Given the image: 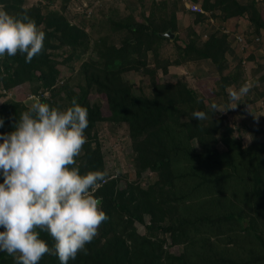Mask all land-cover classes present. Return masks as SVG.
Returning <instances> with one entry per match:
<instances>
[{"label":"rangeland","instance_id":"rangeland-1","mask_svg":"<svg viewBox=\"0 0 264 264\" xmlns=\"http://www.w3.org/2000/svg\"><path fill=\"white\" fill-rule=\"evenodd\" d=\"M209 1L214 7L206 10L203 0H0V6L11 14L33 17L63 14L78 28L83 39L77 47L49 50L51 62L43 66L45 76L38 72L19 73L16 55L0 59V106L18 103L20 115L30 105L29 98L37 95L51 106L66 108L73 97L78 102L84 96L87 80L83 65L101 59V43L119 46L133 36L131 27L140 28L143 34L145 28H170L176 40L164 39L155 44L158 57L172 61L167 74L157 69L159 77L166 82L182 81L193 89L197 99L213 111V116L222 118L232 128L242 151H231L217 142L220 161L213 167L197 162L194 155L179 160L174 166L183 195L182 201L175 203L179 215L161 220L158 225L189 221L193 228H188L182 242L172 248L186 255L190 264H264L257 258L264 253V201L252 191L250 177L259 168L264 179V27L256 31L250 11L253 5L264 20V0H237L246 7L245 12L230 21L216 6L217 0ZM192 3L205 10L203 15L189 8ZM213 34L224 39V59L219 57L217 62L210 57L183 59L181 47L192 41L202 47ZM154 60L150 52V67H154ZM122 77L132 84L135 94L151 93V78L144 71H127ZM245 83L249 87L247 94L230 104L225 88H239ZM86 98L92 105L107 109L105 96L94 88L86 92ZM212 104L220 111L214 112ZM85 136L75 166L84 169L87 149L99 146L105 176L96 196L103 187L111 193V185H115L114 192L118 194L129 183L147 187L158 179L157 173L139 169L127 122L100 121L85 131ZM193 148L197 152L201 149L195 138L191 141L194 152ZM228 163L233 166H227ZM227 169L232 174L229 180L215 179ZM232 211L251 221V229L242 230L222 219ZM151 223L148 213L143 214L142 221H134L139 233L149 234L152 240L162 239L161 231L155 234L148 231ZM172 243L173 238L167 234L165 245Z\"/></svg>","mask_w":264,"mask_h":264},{"label":"trees","instance_id":"trees-1","mask_svg":"<svg viewBox=\"0 0 264 264\" xmlns=\"http://www.w3.org/2000/svg\"><path fill=\"white\" fill-rule=\"evenodd\" d=\"M216 3L224 12L225 19L241 16L246 8L237 0H217ZM203 6L206 10L214 7L209 0H203ZM250 9L256 31L260 32L264 27V20L253 5ZM197 14L203 15L198 12ZM29 17L45 32L44 46L30 63H25L24 55L16 54L15 59L19 66L17 70L22 74L29 72L34 75L38 72L45 76L43 66L51 62L49 50L79 46L83 41L82 33L63 14ZM130 29L133 34L130 39L119 46L101 43V59L83 65L87 89L78 103L87 109L88 126L85 131L104 120L127 122L132 145L137 152L139 169L157 173L158 179L147 187L129 183L118 194L114 192L115 185H111V193L105 191L106 187L100 188L98 196L102 198V207L108 219L101 223L98 234L86 245L87 254L78 253L76 259L69 260L68 264H190L186 255L172 248L182 242L188 228H193L188 225L189 221L181 225H158L161 220L179 215L178 205L175 203L181 202L183 195L180 194L179 179L174 173V166L179 160L194 155L197 162L213 167L214 163L220 161L217 157V142H222L231 151H242V144L233 137L232 128L225 124L222 118L213 116V111L197 99L193 89L182 81L166 82L159 77L157 69L161 68L163 73L167 74L172 61L160 59L155 44L164 39L175 41L176 38L165 34L171 32V29L145 28L144 34L138 27ZM223 47L224 39L213 34L202 47L197 46L194 41L187 43L180 48V54L185 60L210 57L217 62L219 57L224 59ZM150 52H153L155 59L154 67L149 66ZM131 70H142L150 76V94L134 93L132 84L122 77L123 73ZM93 88L105 96L107 109H103L102 105H92L86 98V92ZM19 108L18 103H5L0 106V118L4 119V126L0 127V131H12L16 119L19 118ZM194 110L205 111L207 118L198 121L192 117ZM193 138L201 146L198 152L194 148V152L191 150ZM87 150L84 154L87 159L84 169L79 168L105 173L99 146ZM229 165L233 166L232 163L227 164ZM231 177L232 174L227 169L223 174L216 175L215 179L225 181ZM250 177L252 191L264 201V179L260 169L256 168ZM203 178L207 180V177ZM144 213L150 214L152 221L148 225V231L151 234L161 231L162 239L152 240L149 234L138 232L134 221H142ZM222 219L232 225L237 224L245 231L252 227L249 226L251 221L240 212L232 211ZM167 234L173 238V243L169 246L165 245ZM40 238L44 239L49 247L54 244V240L46 232H41ZM257 258L264 261V253ZM0 264H14L13 257L6 252H0ZM38 264L60 262L55 255L46 253Z\"/></svg>","mask_w":264,"mask_h":264},{"label":"clouds","instance_id":"clouds-1","mask_svg":"<svg viewBox=\"0 0 264 264\" xmlns=\"http://www.w3.org/2000/svg\"><path fill=\"white\" fill-rule=\"evenodd\" d=\"M44 39L45 32L27 14H11L0 6V59L20 53L30 63ZM225 91L233 104L249 87L245 83ZM29 99L12 131L0 133V252L12 256L14 264H38L46 253L68 264L78 253L87 254L86 245L108 219L102 198L95 195L105 173H81L75 166L86 142V107L75 97L63 109L37 95ZM211 108L220 111L216 104ZM192 117L207 118L202 110H194ZM41 232L52 237L51 247Z\"/></svg>","mask_w":264,"mask_h":264},{"label":"built area","instance_id":"built-area-1","mask_svg":"<svg viewBox=\"0 0 264 264\" xmlns=\"http://www.w3.org/2000/svg\"><path fill=\"white\" fill-rule=\"evenodd\" d=\"M189 8L193 12H198V13H204L205 12V10L201 6H199L198 4H196V3L189 4Z\"/></svg>","mask_w":264,"mask_h":264},{"label":"water","instance_id":"water-1","mask_svg":"<svg viewBox=\"0 0 264 264\" xmlns=\"http://www.w3.org/2000/svg\"><path fill=\"white\" fill-rule=\"evenodd\" d=\"M165 34L170 36V37H173V33H171V32H166Z\"/></svg>","mask_w":264,"mask_h":264},{"label":"crops","instance_id":"crops-1","mask_svg":"<svg viewBox=\"0 0 264 264\" xmlns=\"http://www.w3.org/2000/svg\"><path fill=\"white\" fill-rule=\"evenodd\" d=\"M228 21H230V19Z\"/></svg>","mask_w":264,"mask_h":264}]
</instances>
